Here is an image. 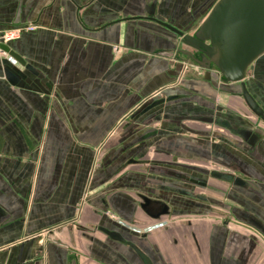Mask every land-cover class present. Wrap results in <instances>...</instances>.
Masks as SVG:
<instances>
[{
  "label": "crops",
  "instance_id": "obj_1",
  "mask_svg": "<svg viewBox=\"0 0 264 264\" xmlns=\"http://www.w3.org/2000/svg\"><path fill=\"white\" fill-rule=\"evenodd\" d=\"M216 1L0 0L35 27L0 55V264H142L99 229L157 223L143 197L166 225L120 232L152 264H264V121L163 27ZM244 83L264 110V54Z\"/></svg>",
  "mask_w": 264,
  "mask_h": 264
},
{
  "label": "water",
  "instance_id": "obj_2",
  "mask_svg": "<svg viewBox=\"0 0 264 264\" xmlns=\"http://www.w3.org/2000/svg\"><path fill=\"white\" fill-rule=\"evenodd\" d=\"M163 27L179 37L178 54L184 57L185 63L190 61L203 69H215L223 83H238L249 109L264 121V110L244 83L250 66L264 54V0H217L191 34L167 24ZM0 51L6 54V45L0 44ZM163 103L165 101L160 100L151 107ZM141 208L154 219L166 213L164 203L145 197ZM150 210L158 211L150 213ZM103 231L111 240L125 242L118 232ZM131 248L144 264H150L135 246Z\"/></svg>",
  "mask_w": 264,
  "mask_h": 264
},
{
  "label": "flooded vegetation",
  "instance_id": "obj_3",
  "mask_svg": "<svg viewBox=\"0 0 264 264\" xmlns=\"http://www.w3.org/2000/svg\"><path fill=\"white\" fill-rule=\"evenodd\" d=\"M241 93V91H240V88H239V95H241L240 94ZM242 97V96H241ZM254 99V98H253ZM258 105V104H257ZM252 111V110H251ZM202 173H206V171H201ZM220 177V176H219ZM223 178H225V177H223ZM195 184L197 185V187H199L200 189H203L204 190V188L206 187V183L203 181V180H196V182H195ZM183 193V192H182ZM180 194V193H179ZM183 194H185V193H183ZM146 198V197H145ZM200 199H202V200H204V198L203 197H201ZM162 203H164V202H162ZM165 205H166V215H167V212H168V207H167V204L166 203H164ZM141 205H142V199H141V202H140V205H139V207L141 208ZM142 209V208H141ZM163 209V208H162ZM164 210V209H163ZM158 210H150V213H156ZM162 216H164V215H161V216H159V217H157L156 218V220H158V222L157 223H154L153 225H150V226H147V227H144V228H136V227H134V226H132V225H129V224H126L125 222H123L118 216H115V215H111V218H112V220H113V222L115 223L114 224V226L117 228V230H108V231H116V232H118L120 235L122 234L120 231H125V232H133V233H137L138 235H141V236H144V238L147 236L146 235V232L147 231H150L151 229H154V228H157V227H162V226H165L166 225V223H165V221H159V220H161V218H162ZM250 220V219H249ZM249 223H251V225H253V226H255V227H259V225L256 223V222H254V221H248ZM119 229V230H118ZM103 230H106V229H103V228H100L99 229V232H101L103 235H105L109 240H111L105 233H104V231ZM122 236V235H121ZM123 237V236H122ZM123 239L125 240V242H120V241H115V240H111V241H114V242H120V243H126L129 247H130V249L132 250V248H131V246L133 245V244H131L130 242H127L126 241V239L123 237ZM134 246V245H133ZM136 247V246H135ZM137 248V247H136ZM138 250H139V248H137ZM133 251V250H132ZM140 251V250H139ZM141 252V251H140ZM133 253L135 254V256L141 261V263L142 264H144L143 262H142V260L136 255V253L133 251ZM142 253V252H141ZM144 256V255H143ZM147 260H148V262L150 263V264H152L150 261H149V259L146 257V256H144Z\"/></svg>",
  "mask_w": 264,
  "mask_h": 264
},
{
  "label": "built area",
  "instance_id": "obj_4",
  "mask_svg": "<svg viewBox=\"0 0 264 264\" xmlns=\"http://www.w3.org/2000/svg\"><path fill=\"white\" fill-rule=\"evenodd\" d=\"M35 27L33 25H25V26H17L12 27L3 31H0V43L6 44L17 37L23 32L32 31ZM0 55H5L3 52L0 51Z\"/></svg>",
  "mask_w": 264,
  "mask_h": 264
},
{
  "label": "rangeland",
  "instance_id": "obj_5",
  "mask_svg": "<svg viewBox=\"0 0 264 264\" xmlns=\"http://www.w3.org/2000/svg\"><path fill=\"white\" fill-rule=\"evenodd\" d=\"M33 30H34V29H33ZM33 30H32V31H33ZM29 32H30V31H29ZM249 225H251V224H249ZM252 228H254V227L252 226Z\"/></svg>",
  "mask_w": 264,
  "mask_h": 264
}]
</instances>
